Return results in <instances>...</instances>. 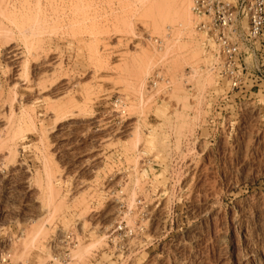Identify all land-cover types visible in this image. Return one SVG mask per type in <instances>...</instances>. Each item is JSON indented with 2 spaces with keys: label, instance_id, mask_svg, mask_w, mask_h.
Returning a JSON list of instances; mask_svg holds the SVG:
<instances>
[{
  "label": "rangeland",
  "instance_id": "1",
  "mask_svg": "<svg viewBox=\"0 0 264 264\" xmlns=\"http://www.w3.org/2000/svg\"><path fill=\"white\" fill-rule=\"evenodd\" d=\"M192 6L0 0V264H264V78Z\"/></svg>",
  "mask_w": 264,
  "mask_h": 264
},
{
  "label": "built area",
  "instance_id": "2",
  "mask_svg": "<svg viewBox=\"0 0 264 264\" xmlns=\"http://www.w3.org/2000/svg\"><path fill=\"white\" fill-rule=\"evenodd\" d=\"M192 12L203 19L198 29L215 43L218 68L232 91L245 89L246 79L264 78V0H193Z\"/></svg>",
  "mask_w": 264,
  "mask_h": 264
}]
</instances>
